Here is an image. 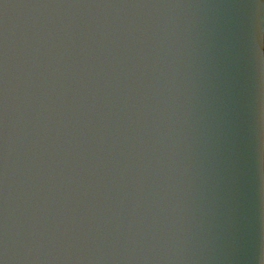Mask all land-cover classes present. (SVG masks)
<instances>
[{"label": "water", "instance_id": "1", "mask_svg": "<svg viewBox=\"0 0 264 264\" xmlns=\"http://www.w3.org/2000/svg\"><path fill=\"white\" fill-rule=\"evenodd\" d=\"M0 264H264V0H0Z\"/></svg>", "mask_w": 264, "mask_h": 264}]
</instances>
